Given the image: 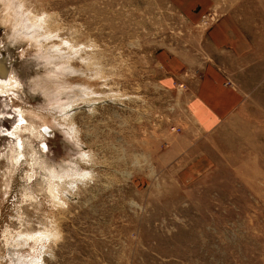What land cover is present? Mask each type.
<instances>
[{
    "label": "rangeland",
    "instance_id": "obj_1",
    "mask_svg": "<svg viewBox=\"0 0 264 264\" xmlns=\"http://www.w3.org/2000/svg\"><path fill=\"white\" fill-rule=\"evenodd\" d=\"M219 22L247 51L212 129ZM0 264H264V0H0Z\"/></svg>",
    "mask_w": 264,
    "mask_h": 264
},
{
    "label": "crops",
    "instance_id": "obj_2",
    "mask_svg": "<svg viewBox=\"0 0 264 264\" xmlns=\"http://www.w3.org/2000/svg\"><path fill=\"white\" fill-rule=\"evenodd\" d=\"M211 44L212 63L199 73L194 90L190 91L188 88V93L191 97L189 102L191 112L196 117H202L204 125L210 126L207 119L211 118L213 129L229 119L235 108L242 103L243 94L235 86L232 78L235 79L239 70L246 64L242 57L246 54L247 44L242 36L232 32L226 23L222 22L212 29ZM161 55L163 61L170 59L167 54ZM179 59L184 62L181 57ZM172 64L174 65V62ZM192 70L186 69L185 72L179 70L178 80L183 82L185 77L187 79L191 76Z\"/></svg>",
    "mask_w": 264,
    "mask_h": 264
},
{
    "label": "bare ground",
    "instance_id": "obj_3",
    "mask_svg": "<svg viewBox=\"0 0 264 264\" xmlns=\"http://www.w3.org/2000/svg\"><path fill=\"white\" fill-rule=\"evenodd\" d=\"M3 86V85H2ZM68 118V117H67ZM22 119V118H21ZM64 120H65V118H64ZM53 190V189H52ZM54 192V191H53ZM56 198V197H55ZM58 201V200H57ZM43 235V234H42ZM38 239V238H37ZM38 259V258H37Z\"/></svg>",
    "mask_w": 264,
    "mask_h": 264
}]
</instances>
